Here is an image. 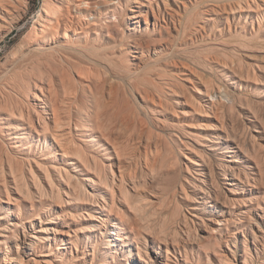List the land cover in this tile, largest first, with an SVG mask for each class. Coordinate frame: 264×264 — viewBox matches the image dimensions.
<instances>
[{"label":"rangeland","instance_id":"obj_1","mask_svg":"<svg viewBox=\"0 0 264 264\" xmlns=\"http://www.w3.org/2000/svg\"><path fill=\"white\" fill-rule=\"evenodd\" d=\"M10 1L0 11V117L24 103L4 86L11 74L53 77L57 94L85 99L95 131L110 134L88 161L113 188L91 186L90 167L51 136L13 151L0 120V264L20 255L29 264H264V0ZM130 8L141 10L140 26ZM39 49L47 58L29 60Z\"/></svg>","mask_w":264,"mask_h":264},{"label":"bare ground","instance_id":"obj_2","mask_svg":"<svg viewBox=\"0 0 264 264\" xmlns=\"http://www.w3.org/2000/svg\"><path fill=\"white\" fill-rule=\"evenodd\" d=\"M11 3L12 2L10 0H0V11H5L6 12L8 10V6ZM81 4H87V2L83 1ZM115 4H116V2H115ZM57 9L59 11L62 9L60 4H58ZM130 11L133 13V15L131 17V20H132L133 24L140 26L141 18H142L141 10L136 11L135 9L130 8ZM44 12H45V10H44ZM49 21H51V20L49 19ZM40 26H41V24H40ZM39 29H40V27H39ZM2 31H3V29H2ZM2 31H0V32H2ZM0 39H2V38H0ZM132 43H135V42L133 41ZM145 44H146V42H145ZM53 47H54V45H53ZM131 47L135 48V46H131ZM48 52H49L48 49H39L36 52H32V53L28 54V57H29V60L32 59V58H38V59L41 58V60H43V59L47 58ZM49 53L51 55H54V54L56 55L57 54L59 56H62V58L66 62L70 61L69 60V58H70L69 56L70 55H68L67 51L64 52V55H63L62 51L55 47ZM136 53H138V52H136ZM9 56H11V55H9ZM22 58H25V56H20L19 58H16L14 60H22ZM135 58L139 59L138 55ZM143 65H144V63H143ZM6 73H11V72H10V70H7ZM11 75H13V76L9 79V84L10 85H4V86H5V88L7 90H15L16 89L17 94L20 95L22 100L24 101L22 106L12 107V108L8 109L6 111V113L3 116L1 115V117H0V120H2V122H1V130H3V134H5V136H7V138H8L7 140L11 141L12 143H15L13 145V147H12V150L15 151V149H18L21 146H23L24 145L23 139H25L26 137L27 138L28 137H32V136L34 137V135H37L38 141H41L42 140L41 138H43V140H44V142L46 144L47 138L49 136H51L53 138V140L57 143L58 147L63 151V153H62L63 155L64 154L68 155V152L72 151L71 153H73L75 156H77L79 159H81L82 162H84L87 167H90L91 171L89 172V174H91V176L89 177V182H90L91 186L94 187L98 183H100V184L102 183V184H105L108 187L109 186L111 187L112 184L109 181V178L107 176V173H106L105 169L104 168H100L97 165L95 166V168H93L90 165L89 161H88V154L90 153L91 148H93L94 146H98V147L104 146V144L101 145L102 140L105 142V144L106 143L110 144V137L111 136H110L109 133H106V129L102 125H100V126H102L103 128L99 127L101 129V131H102L101 133H98V132L95 131L94 124H93V116H94L93 110L90 108V106L87 105L86 100L85 99L83 100V98H82V101H79V103H77V100H76L77 96H76V98H75V96H74V98H72V97L61 98L57 94V92L55 91V87H54L55 80H54L53 77L46 76V75H41L40 77H38L36 79L34 78L35 79L34 81H30V80H27L26 77L23 76V75L21 76V78L19 80H17L15 78L16 77L15 74H11ZM115 76H117V73H116ZM112 82H114V81H112ZM13 88H15V89H13ZM114 89H115V87H114ZM154 94H155V92H154ZM140 95H141V93H140ZM225 95H226L225 98L227 99V94H225ZM225 95H223V96H225ZM80 98H79V100H80ZM87 98H88V96H86V99ZM90 98H94L96 100L97 109L101 108V101H100V99L98 98V95L95 92H91ZM107 99H109V98H107ZM122 123L123 122H121V124ZM125 124H127V123H125ZM77 136L82 137L81 140H80L81 143H79L77 141ZM121 137H122V135H121ZM167 150H168V148H167ZM224 153H230V152H229V150H226ZM147 160H148V158H147ZM231 162L236 163V160L235 161H231ZM118 170H119V167H118ZM32 171H34V170L32 169ZM56 172L59 175L60 174L62 175L63 173L66 174L69 179L73 178V176L69 173V171L65 167H61V166L57 167ZM236 175H238V176H236ZM47 176L49 177V179L51 178L49 173H48V171H47ZM130 176H131V174H130ZM232 176L233 177H231L230 181L233 183V185H238V183H236V180L239 181V183H242L241 182L242 179L240 177L239 172L232 174ZM113 177H115V175ZM111 188H113V187H111ZM93 190H95V189L93 188ZM88 192L86 191L85 194L89 195L90 198H92V200L95 203H97L98 206L100 205L99 204L100 202L98 200V198H99V199H103L101 201H103V203H104V204H101L100 207H102V208L106 207L107 201L105 200V196L104 195H102L100 193H97L95 191L93 193H90V192L88 193ZM74 197H75L76 200H80L81 199V197H80V195L78 193L74 194ZM70 216H72V215H70ZM2 219H3V217H0V220H2ZM37 219H40V218H37ZM53 220H58V222H56V223L60 222L58 216L57 217H53ZM27 222L30 223L31 221L27 220ZM114 225H116V224H114ZM9 226H12V227L16 228V225L14 223H12V222H10ZM23 228H24L23 229L24 232H26L24 225H23ZM49 232L50 231H49V229L47 227H42L41 233L48 235ZM56 233H58V232H56ZM14 235L16 236V242L20 241L19 233H15ZM24 236H25L24 243L29 246V249L35 251L36 250L35 242L34 241L27 242L26 240H28L27 239L28 235L26 233H24ZM116 236H117V234H116ZM48 237L38 238L37 240H39L40 242L43 241L42 239L50 240V238L48 239ZM56 238L54 237V239H56ZM5 241H6V238L3 239V241L1 240L0 243L6 244ZM90 242H91V240H90ZM116 242H122V239L117 237V238H114V239L112 238L111 240L110 239L107 240V243H109L110 247H116V245H117ZM123 246H126V244H123ZM17 247H18V251H19L20 247H19L18 244H17ZM255 247H256L257 251L260 250L258 245H256ZM63 249H66V248H63V246H58L57 247L58 251H61ZM139 253H140V251H139ZM24 255L25 256H29L28 252H24ZM112 257L114 258V256H112ZM30 260L31 259H29V258L26 260L24 258V256L20 255L19 259L14 261L13 264H29Z\"/></svg>","mask_w":264,"mask_h":264}]
</instances>
